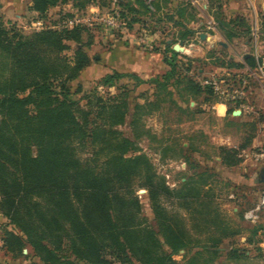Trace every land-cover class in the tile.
<instances>
[{
    "label": "trees",
    "instance_id": "1",
    "mask_svg": "<svg viewBox=\"0 0 264 264\" xmlns=\"http://www.w3.org/2000/svg\"><path fill=\"white\" fill-rule=\"evenodd\" d=\"M68 2L79 11L92 4L112 9L108 0H33L32 10L43 16L50 8ZM135 2L143 15L149 14L144 0ZM213 3L222 28L240 26L250 33L240 18L224 21L218 4ZM116 4L130 25L148 23L138 17L140 11L131 0ZM155 6L158 12V4ZM150 17L157 25L163 22L157 13ZM57 25L18 41L0 26V56L10 61L9 75L0 79V214L23 238L14 231L8 234L21 245L26 242L44 264H175L172 256L187 249L190 242L176 230L173 219L164 216L159 204L160 195L169 188L156 176L145 155L128 157L134 146L131 139L106 129L124 123L125 110L111 102L103 103L106 106L100 115L106 113L107 117L100 125L99 112H85L71 98L68 83L90 65L86 49L92 44H83L86 28L58 29ZM182 29V40L194 34L185 26ZM72 43L82 46L76 49L73 61L63 56ZM164 44V62L170 71L162 76L164 84L158 79L151 81L157 86L169 84L176 76L186 77L180 67L184 63L185 70L190 71L196 62ZM215 63L229 69L244 68L232 60L217 59ZM245 63L256 66L252 56ZM126 76L108 74L102 85L111 86L115 79ZM185 89L190 96L205 94L207 100L212 95L210 88L202 87L193 77H186ZM97 90L84 100H101ZM75 141L83 146L106 144L108 153L100 168L77 158ZM224 152L225 165L239 163L238 150ZM92 154L89 161L96 160V151ZM141 177L149 190L158 234L138 221L139 201L121 195L122 190L132 194L135 180ZM159 236L171 248L169 254L163 252Z\"/></svg>",
    "mask_w": 264,
    "mask_h": 264
},
{
    "label": "rangeland",
    "instance_id": "2",
    "mask_svg": "<svg viewBox=\"0 0 264 264\" xmlns=\"http://www.w3.org/2000/svg\"><path fill=\"white\" fill-rule=\"evenodd\" d=\"M213 1L215 4L219 2ZM32 2L33 0H0V26L11 38L15 37V41L26 40L36 32L54 27L68 15L66 12L57 18H38L32 10ZM144 3L146 5L145 0ZM86 11L88 10L80 12ZM142 19L146 20V13ZM130 26L131 32L136 36L141 29L146 30V22ZM86 29L84 45L89 41L94 44V41L104 34L98 29ZM231 35L232 38L226 36L229 42L235 39L250 42L246 56H252L256 60V66L251 69L258 65V54L259 62L264 63L263 18L258 36L254 35L251 27L249 34L243 30V34ZM119 38L125 40L122 36ZM178 44L180 43L177 41L173 44V50ZM111 46L109 42L103 46H90L86 49L91 63L77 79L68 83L71 98L80 103V108L85 112L91 109L99 112L100 125L107 117L106 113L100 115V112H104L101 109L106 106L103 103H114L127 112L124 123L107 126L106 129L112 128L113 131H118V136L131 139L134 146L128 157L145 155L156 176L169 188V192L164 190V194L160 195L159 204L164 216L172 218L176 230L184 240L190 242L187 249H182L172 256L174 263L264 264V247L259 244L262 240L257 228L259 225H251L244 218V213L260 201L264 190V183L260 182L263 169L254 162L252 156V152L264 148V144L258 148H249L254 138L264 137V81L248 76V68L245 71L237 68H233V72L218 71L216 68L212 69L210 62L204 59L191 58L196 61L192 69L186 71L183 63L180 71L184 76L196 79L202 87L210 88L212 95L208 97L209 100L205 94L190 96L185 89L186 77L178 79L176 76L165 86L151 83L158 79L164 84L162 76L170 71L169 67L165 72L150 78L146 77V68L137 72H118L128 76L115 79L111 86L102 85L106 75L117 73L116 70H108L105 66L108 62L106 55L112 50ZM78 47L82 46L72 43L70 49L63 52V56L73 61ZM146 47V44L138 42V48L144 49L145 54ZM223 47L220 45L213 50L214 55L213 51L208 53V57L216 56L211 62L214 67L218 66L215 63L217 59L225 62L232 60L243 65L244 59H247L244 56L246 52L238 51L235 61ZM256 48L258 53H255ZM159 49L156 47L157 51ZM174 51L188 56L186 50ZM9 63L7 57L0 56V79L9 75ZM211 80H217L223 89L229 91L243 87L246 94L240 99L222 96L211 84L206 83ZM96 90L101 100L96 97L92 98L91 103L84 100L85 96ZM255 90L259 94L254 102L251 95ZM218 102L232 107L226 117L220 116L214 107ZM242 108L249 110L252 117L248 114L249 119L242 118ZM256 119L261 120L263 124L258 127ZM103 143L100 142L94 147L83 146L75 141L77 158L83 163H90L92 167L100 168L108 153V148ZM224 149L239 151L237 165H225ZM94 151L98 161H89ZM121 195L129 201H139L138 221L143 228L158 234L159 227L145 178L135 180L132 194L122 190ZM13 231L23 238L19 231L10 225L9 220L0 214V264H44L26 242L23 241L21 245L9 236L8 233ZM159 238L163 252L169 254L171 248L162 237Z\"/></svg>",
    "mask_w": 264,
    "mask_h": 264
},
{
    "label": "crops",
    "instance_id": "3",
    "mask_svg": "<svg viewBox=\"0 0 264 264\" xmlns=\"http://www.w3.org/2000/svg\"><path fill=\"white\" fill-rule=\"evenodd\" d=\"M117 1L121 2L122 0H112V2L111 0H108L112 5V9L119 7L116 4ZM131 3L140 11H138L140 13L138 14V17L142 18L143 10L138 4H136L135 0H131ZM155 4H158L159 6L157 16L161 17L163 22H160V24L157 25L150 17L152 14H150V12L149 14H146V21L148 22L146 24V29L150 35L151 42H153V48L148 49V47H146V54L143 52L144 49L138 48L136 34L134 33H131L129 37H123V39H125L124 41L121 40L122 38H119V36H117V38L111 35L102 34L100 39L97 38L94 41V44L91 45V47L94 48L96 45L103 46L111 42L112 50L107 52L106 55L108 62L105 66L109 68L108 70L112 69L117 72H137L139 69L146 68V77L149 78L160 74L162 71L165 72L168 66L164 62V53L166 50L164 42L172 46L176 41L178 43H183V50H186V55L194 59H204L207 62H210L212 69L216 68L218 71H234L233 68L226 69L220 66L214 67L211 63L214 58L208 57V53L216 50L221 42L227 44V47L223 48L230 53V58L233 57L235 61H237L236 53H238V51H244L246 52L244 56L247 55L250 42L240 39H235L233 42H229L226 38L230 33L243 34L245 28L234 25H231L229 28H222L215 18V13H218V11L213 6V0H157ZM218 6L220 8L219 12L221 13V18L224 21L229 22L240 18L241 21L244 20L252 30H259L262 28V18L264 19V0H219ZM87 10H100L106 12L109 9L92 4L87 6ZM77 11L80 12L79 9L74 7V3L68 2L50 8L43 16H40L39 13L35 11L34 13L38 18L48 16H54L57 18L60 15L66 14V12H68V15H72ZM134 25H137V23ZM183 26L194 32V34L188 36L186 40L180 39V37L183 36ZM202 34L206 35L205 39L201 38ZM169 41H172V44H170ZM156 47L157 49L160 48L159 51L156 50ZM245 61L246 59H244L243 62V65H245L243 71L247 70V68H252L247 65ZM253 93L251 97L255 102L258 99L257 95L259 93H257V90H255V92L253 91ZM214 107L222 117H226L230 109H232L231 106L229 107L222 102L216 103ZM241 112V116H243L242 118L249 119L250 116L252 117L250 114L251 112L247 109L242 108ZM254 116L256 117V115ZM260 121L261 120L256 119L258 127L263 124ZM263 144L264 137L258 136L257 138H254L249 148H258ZM258 225L259 236L260 239H262L259 244L264 247V217Z\"/></svg>",
    "mask_w": 264,
    "mask_h": 264
},
{
    "label": "built area",
    "instance_id": "4",
    "mask_svg": "<svg viewBox=\"0 0 264 264\" xmlns=\"http://www.w3.org/2000/svg\"><path fill=\"white\" fill-rule=\"evenodd\" d=\"M146 5L149 8L150 14L157 13L155 3L157 0H145ZM130 19L124 16L123 11L120 8H114L110 11H100V10H89L86 12H74L71 16L62 19L56 28L58 29H74L78 27L98 29L104 32L105 35H118L122 37H129L131 35L130 29ZM254 35H259V30H254ZM137 42L141 44H146L148 48H153V42L150 40V35L148 30L141 29V32L136 36ZM184 48V47H183ZM259 50L256 48L255 53ZM257 55V54H256ZM258 65L254 69H248L250 77H255L264 81V63L259 62V54L257 55ZM244 82L247 81L244 79ZM207 84H211L212 88L222 96L228 98H242L245 96L246 92L243 87L237 89L228 90L223 89L217 80L206 81ZM254 162L264 169V148L252 152ZM264 215V190L261 194L260 201L254 205L252 208L248 209L244 213V218L247 223L251 225H257L261 222Z\"/></svg>",
    "mask_w": 264,
    "mask_h": 264
},
{
    "label": "water",
    "instance_id": "5",
    "mask_svg": "<svg viewBox=\"0 0 264 264\" xmlns=\"http://www.w3.org/2000/svg\"><path fill=\"white\" fill-rule=\"evenodd\" d=\"M201 38L202 39H205L206 38V35L205 34H202L201 35ZM169 43L172 44V41H169ZM220 45H223L224 47H227V44L224 43V42H221ZM174 50H176V51H183V43H180V44L176 45L174 47ZM260 182L261 183H264V169H263L262 174H261V180H260Z\"/></svg>",
    "mask_w": 264,
    "mask_h": 264
}]
</instances>
